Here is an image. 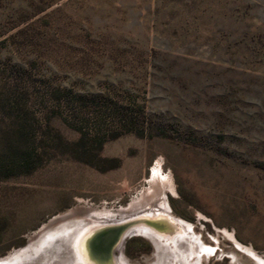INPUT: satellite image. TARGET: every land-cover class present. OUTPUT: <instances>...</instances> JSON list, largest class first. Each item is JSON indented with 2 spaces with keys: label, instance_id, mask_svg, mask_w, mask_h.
<instances>
[{
  "label": "rangeland",
  "instance_id": "obj_1",
  "mask_svg": "<svg viewBox=\"0 0 264 264\" xmlns=\"http://www.w3.org/2000/svg\"><path fill=\"white\" fill-rule=\"evenodd\" d=\"M24 151L0 177L5 264H83L87 232L145 222L157 172L212 249L133 231L125 264H264V0H0V156Z\"/></svg>",
  "mask_w": 264,
  "mask_h": 264
},
{
  "label": "bare ground",
  "instance_id": "obj_2",
  "mask_svg": "<svg viewBox=\"0 0 264 264\" xmlns=\"http://www.w3.org/2000/svg\"><path fill=\"white\" fill-rule=\"evenodd\" d=\"M167 180H168L167 177L164 178L161 177L158 172L154 175L150 189L148 190V192L143 194L144 196L143 199L137 201L135 205L137 207L142 208L143 206L151 204L152 205L151 208L146 210L145 215H143V217H151V218L144 219L142 217V221L145 220V222L143 221V223L139 225L137 229H134L132 231H139L150 234V232L148 231L149 229L152 232L160 235L159 237H157L154 234H150L153 235L152 237L156 240V244L159 246L158 247L159 249L163 248V245L166 247L167 245L165 244H167V242H171L174 247L188 246L192 254L194 248L198 249L199 251L212 249L210 246L206 245L200 240L199 234H195L192 224L185 222L183 219L176 218L177 216H175L170 212V207L168 205L167 197L165 194V190L169 187ZM172 189L174 190V188ZM156 209L158 211H155ZM69 214H71V212ZM69 214L58 215L57 217L49 221L48 225L55 223V221H57L58 219L62 218L63 216H67ZM97 218L98 220H100L99 216ZM104 220L106 221V217L104 218ZM114 221L118 222V220L116 219ZM114 221L107 220L106 222H114ZM122 224L125 227L127 225L125 224V222ZM96 225L98 226V224ZM123 225H117L116 228H113L112 231L109 232L106 231V228H109V226L98 230L93 229L90 230L89 232H87L88 230L87 231L83 230V232L84 233L87 232V234H85L84 237L82 236L78 242V250H79L78 253L81 256L82 263L83 264H125V257H124L125 254L123 253V242H122L123 239L121 240L120 238L121 232L125 229L123 228ZM78 229L79 228H77L76 231ZM71 234L72 232L67 234L68 239L69 237H71ZM162 237L165 238L164 240H166L165 244L160 243L163 240ZM65 240L66 238L63 237L61 242L64 243ZM68 243L69 242L67 240V242L65 243L66 244L65 247H68L67 245ZM182 258H183V262H186V264H193L192 260L193 258H196V256L191 255V257H189L188 255H186L185 257Z\"/></svg>",
  "mask_w": 264,
  "mask_h": 264
},
{
  "label": "trees",
  "instance_id": "obj_3",
  "mask_svg": "<svg viewBox=\"0 0 264 264\" xmlns=\"http://www.w3.org/2000/svg\"><path fill=\"white\" fill-rule=\"evenodd\" d=\"M11 69V74H10V80L12 82L11 84V89L13 92H18L19 94L21 93L22 89L25 87L24 86V78H23V74L21 72V68H15V67H10ZM61 93V90L57 89L54 90L52 93V96L54 97H59ZM79 97H84V95L79 94ZM17 99V98H16ZM19 100V98L17 100H13L14 102H17ZM12 101V102H13ZM22 115V114H21ZM21 115L19 117H21ZM22 119H25L24 116H22ZM24 122L20 123V129L18 127V131L21 132V130H23V125L22 124ZM33 155L29 154L28 152L25 153V151L23 152V154H10L8 157H2L0 156V177L3 176H8L10 174L13 173L14 169L17 168H22L24 169V171H29V169L31 168V164L33 162ZM262 163L263 167L264 164Z\"/></svg>",
  "mask_w": 264,
  "mask_h": 264
},
{
  "label": "water",
  "instance_id": "obj_4",
  "mask_svg": "<svg viewBox=\"0 0 264 264\" xmlns=\"http://www.w3.org/2000/svg\"><path fill=\"white\" fill-rule=\"evenodd\" d=\"M55 217H57V216H54V217H52L51 219H49V221H51L53 218H55ZM64 217V216H63ZM175 217V216H174ZM176 218H178V217H176ZM48 221V222H49ZM123 221V222H122ZM48 222H46V223H44L43 225H41L36 231H34L33 232V234H37L38 232H40L43 228H45V227H47L48 226ZM98 222H102V221H98ZM114 222H117V221H114ZM119 222H121L119 225H123L122 223H124L125 222V224H127L126 225V227L123 225V228H125L122 232H121V234H120V238H121V240L123 239V241L122 242H124V238H125V236L127 235V234H130L131 232H133L132 230H134V229H137L138 227H139V225H141L143 222H141L140 224H139V222L140 221H136V222H134V220L133 219H126V220H120ZM113 223V222H112ZM113 228H116V226L114 227V226H112V227H109V228H106V231H112V229ZM105 231V230H104ZM104 231H102V232H104ZM105 231V232H106ZM148 231L150 232V234H154L155 236H157V237H159L160 235H158V234H156V233H154V232H152L151 230H149L148 229ZM6 263V261H2V260H0V264H5Z\"/></svg>",
  "mask_w": 264,
  "mask_h": 264
}]
</instances>
